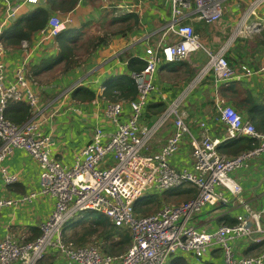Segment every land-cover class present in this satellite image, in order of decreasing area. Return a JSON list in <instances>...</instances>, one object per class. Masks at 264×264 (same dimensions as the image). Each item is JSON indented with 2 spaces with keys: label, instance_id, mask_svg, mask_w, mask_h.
<instances>
[{
  "label": "built area",
  "instance_id": "2783aa9c",
  "mask_svg": "<svg viewBox=\"0 0 264 264\" xmlns=\"http://www.w3.org/2000/svg\"><path fill=\"white\" fill-rule=\"evenodd\" d=\"M165 1L172 14L168 28L177 36V41L164 44L161 55H149L143 68L130 75L137 94L128 102L126 119H121L123 109L120 102L107 103L104 114L114 125V130L107 133L102 128H95L90 143L80 150L70 164L53 156V141L42 131L44 108L29 85L24 65L26 61L15 69L14 83H2L5 63L0 47V172L4 184L19 180L16 174L8 173L2 164L15 148L26 150L40 168L39 190L18 200L0 198V209L17 201L31 200L36 195H48L55 200L50 216L40 225L39 237L22 242L8 234L0 239V264H37L52 250L72 264H167L178 254H189L200 260L215 249L220 251L222 264H264V250L248 256L236 253V243L241 239H248L252 243L264 241L261 222L264 206L261 210H254L245 203L241 195L242 186L232 176L234 171L245 168L252 158L264 154V133L232 106L222 104L217 110L218 120L225 128V137L220 139L206 135L203 131L207 127L205 121L199 122L202 133L195 136L185 123L179 98L173 100L155 122L149 125L141 123L145 106L157 92L155 74L160 62L181 61L189 52L203 48L193 27L182 22L186 11L194 6L196 19L216 23L223 16L224 2L233 3L234 0ZM16 11L17 7H8L1 26L7 25ZM71 21L69 16H50L47 27L40 30L43 31L41 42L55 37ZM234 22V36L248 38L259 34L264 30V0H245ZM223 54V49L209 54L200 75L212 70L216 80H231L236 71ZM240 72L246 77L264 75V65L254 68L243 64ZM79 85L72 83L58 89L68 93ZM8 100L25 102L31 108V118L24 124L6 119L3 111ZM55 112L57 110L51 111V114ZM167 118L172 120V133L159 150L147 152L146 140ZM185 136L190 139L192 163L190 167L177 169L169 159L178 151ZM239 137L251 139L255 146L235 156H226L217 150L221 142ZM183 184L195 188L193 198L177 204H163L147 215L135 212V202L141 196L158 195ZM233 196L243 205V211L236 216L235 223H221L212 229H202L192 222L204 207L224 205ZM85 211L99 212L116 227L127 229L131 237L128 248L113 255L103 252L96 243L83 246L65 243L63 227Z\"/></svg>",
  "mask_w": 264,
  "mask_h": 264
},
{
  "label": "crops",
  "instance_id": "0c3cea01",
  "mask_svg": "<svg viewBox=\"0 0 264 264\" xmlns=\"http://www.w3.org/2000/svg\"><path fill=\"white\" fill-rule=\"evenodd\" d=\"M38 5L47 9L48 19L53 15L60 18L69 16L72 22L68 26L83 32L84 39L81 37L80 40L82 43H97L101 37L107 40L106 44L101 43L94 50L90 49L92 50L90 54L79 52L78 63L74 69L57 75L59 72L53 73L55 70L53 68L36 76V74L33 75L34 66L43 70L45 69L42 66L43 60L46 61L58 56L55 37L41 42L43 31H35L30 39H22L20 44L15 47L5 46L0 39L4 48L2 60L5 63L2 83L4 85L14 83L15 69L26 61L24 65L27 69L26 77L29 85L44 108V121L41 123L42 131L49 135L53 141V156L65 164H70L79 155L80 150L90 143L95 128H102L107 133L115 128L104 114V107L109 103L104 95L106 86L115 83L119 76L124 80L125 75L130 76L136 72L135 69L145 62L149 55H161L162 46L177 41V36L168 28L172 14L170 6L165 0H78L72 9L64 12L50 8L46 4V0H36L35 2L0 0L1 32L12 21ZM244 5L245 0L237 2L234 0L233 3L224 2L223 16L216 23H205L196 19L194 6L191 10L186 11L182 22L193 27L203 48L189 52L183 60L175 62L174 66L160 62L155 74L157 92L148 102L147 107L144 108L142 124L149 125L164 114L165 111L158 113L157 108H152L153 104L162 102L165 104L166 110L168 105L177 98L180 99V108L184 113L185 123L195 136H200L202 133L199 122L205 121L207 127L203 131L206 135L220 139L225 137V128L218 120L217 110L222 104L232 106L244 118L250 120L245 109L237 106L231 98H224L220 95L218 89L222 82L215 79L212 70L200 75L201 69L208 62L209 54H214L220 49H223L224 52L232 49L237 43V38L241 37L234 36L233 30L235 17ZM8 7H17V11L7 25L1 26ZM248 38V45H242L237 49L238 52L235 50L231 52V66L236 71L231 81L234 79L244 83L245 89L250 91L251 100L262 103V108H264V75L246 77L242 76L240 72L239 66L242 61L254 68L264 65V46L259 44L251 46L256 42L258 35ZM25 48H27V52ZM239 54H242L244 59L234 62ZM174 67H178V69L172 70ZM38 73L40 72L37 71ZM72 83H80V87H85L93 92V99L80 102L72 95L76 87L68 93L59 90ZM125 83L128 84L129 80L126 79ZM101 87L104 89L101 90ZM117 101L122 104L123 117L121 119L125 120L129 113V101ZM53 110H57V112L51 114ZM173 129L171 118L165 119L150 138L147 144L148 149L152 152L159 150ZM185 137L188 139L183 142L181 147L179 146L178 151L169 159L170 164L177 169L190 167L192 163L190 139L189 136ZM2 164L8 173L16 174L19 180L4 184L0 172V198L18 200L20 197L34 194L39 190L40 168L26 150L15 148L3 160ZM232 176L242 186L241 195L245 203L254 210H261L264 206V154L252 158L245 168L234 171ZM173 188L177 189L172 190ZM173 188L166 190L161 196L158 195V206L155 211L163 204H177L196 194L195 188L190 184ZM54 202L55 200L48 195H36L31 200L17 201L13 205L1 208L0 239L9 234L19 241H30L41 231L40 225L50 216ZM220 208H223L221 212L210 216L208 219L194 220V223L202 229H212L221 223L229 224L231 220L236 222V216L243 211L242 203H239L234 196ZM201 215H196L195 218ZM261 221L264 227V213H262ZM251 243L248 239L239 240L235 246L236 253L244 255L243 252ZM219 252L216 249L209 251L200 259L202 264H216L217 262L222 264ZM258 253L252 250L248 255ZM178 256H182L186 264H197L200 261L189 256V254H178ZM37 264L72 263L63 255L58 254L57 251L52 250Z\"/></svg>",
  "mask_w": 264,
  "mask_h": 264
},
{
  "label": "trees",
  "instance_id": "16d2710c",
  "mask_svg": "<svg viewBox=\"0 0 264 264\" xmlns=\"http://www.w3.org/2000/svg\"><path fill=\"white\" fill-rule=\"evenodd\" d=\"M239 1V0H237ZM78 0H46V4L52 9H59L60 11H68L72 9ZM48 19V11L44 6L38 5L35 8L28 11L23 16H19L15 21H12L10 25L1 32V41L5 46L15 47L18 46L22 39H30L31 35L35 31H40L46 27ZM258 35V38L254 45L264 46V30H262ZM260 35V36H259ZM84 39L83 32L78 29L66 27L63 31L55 36V42L58 48V56L55 58H50L48 60H43L42 66L45 68L39 70V67L34 66L33 75H41L53 68L54 72H59V74H64L70 69H74L75 65L78 63L79 52L84 54H90L98 45L106 44L107 40L104 37L99 38L97 43L84 42L80 40ZM254 37V36H253ZM249 38H237V43L234 44L232 49L224 52L223 56L227 63L231 66L230 55L233 50L236 52L238 48L242 45H248L247 40ZM81 42V43H80ZM92 49V50H90ZM244 59L242 54H239L234 60V62H239ZM142 62V61H141ZM145 62L141 63L136 71H140ZM168 66H174L175 62L167 63ZM245 64V61L241 62V65ZM240 65V66H241ZM239 66V67H240ZM233 68V67H232ZM258 68V67H257ZM178 67L172 68L176 70ZM31 70V69H30ZM37 71L40 72L37 74ZM42 72V73H41ZM32 75V76H33ZM112 79V78H109ZM128 79L129 83H125ZM107 83V82H106ZM218 92L224 98H231L237 106L245 109L249 119L253 122L255 128L258 131L264 133V108H262V103L253 102L250 97V91L245 89L244 83L238 80L222 82L219 86ZM137 94L136 85L133 82L131 76L125 75V79L119 78L115 80V83L107 85L104 90L105 98L108 102H120L117 100H123L127 102L132 100ZM72 95L77 98L80 102L90 101L94 97V93L87 90L85 87H76L73 90ZM124 98V99H122ZM152 105V104H151ZM147 107V106H146ZM165 104L160 102L153 104L152 108H157L158 113L165 111ZM4 117L11 120L14 123L21 124L29 120L32 116L29 106L22 101H12L8 100L3 112ZM255 146V142L247 137H239L236 139H228L221 142L217 146V150L226 156H235L244 152L246 150L252 149ZM194 197V196H193ZM191 197V198H193ZM185 201V200H184ZM151 206H156V202H153ZM151 206L143 207L138 209L135 206V212L143 215H147L146 209L151 208ZM95 211H85V213L92 214ZM153 212V211H152ZM150 212V213H152ZM148 213V214H150ZM90 219V218H89ZM231 223H234L229 221ZM262 222V221H261ZM41 231H39L40 234ZM37 234L31 240L39 236ZM64 242L72 246H83L87 243H96L100 246L103 252L107 254L117 255L124 252L130 244V233L127 229L119 228L113 225L107 217L101 214L100 217L85 220L80 219L75 223L66 224L63 227ZM96 236L101 240H94ZM252 250L260 252L264 250V241L259 243H251V245L244 251V255H248ZM246 252V253H245ZM168 264H186L182 256H174L172 260L170 259ZM212 264V263H206Z\"/></svg>",
  "mask_w": 264,
  "mask_h": 264
},
{
  "label": "rangeland",
  "instance_id": "374dc122",
  "mask_svg": "<svg viewBox=\"0 0 264 264\" xmlns=\"http://www.w3.org/2000/svg\"><path fill=\"white\" fill-rule=\"evenodd\" d=\"M237 1V0H236ZM241 2V1H240ZM72 22V21H71ZM70 22V23H71ZM70 23H68L67 24V26L70 24ZM66 26V27H67ZM155 133V132H154ZM153 133V134H154ZM152 134V135H153ZM152 135L146 140V142H145V147L147 148V152H152V151H150L149 149H148V146H147V144L149 143V140H150V138L152 137ZM186 139H188L187 137H183V140H182V142H181V144H180V147H181V145L183 144V142L186 140ZM143 150H144V148H143ZM238 170H240V169H238ZM238 170H236V171H238ZM235 171V172H236ZM177 188H173L172 190H176ZM165 192V191H164ZM146 195V194H145ZM158 195L159 196H161L162 195V193H158ZM158 195H150V196H144V198H141V199H139L138 200V202H137V204H136V207L138 208V209H140V208H143V207H147V206H151L152 205V203L153 202H156V206H154V207H152V208H149L148 207V209H146L145 210V212L148 214V213H150V212H152V211H155V208H157V206H158V200H159V196ZM182 202V201H181ZM211 209H213L212 207H209V206H207V207H204L203 209H202V211L198 214V215H201V216H199V217H194L193 218V220H192V222L194 223V220H197V219H208V218H210V216H212V215H214V214H217V213H219V212H221L222 210H223V208H220V206H218V207H216L213 211H210ZM207 211H209V212H207ZM101 216V214L99 213V212H92V214H87V213H85V212H82L81 214H79L78 216H75L73 219H71V220H69L68 222H67V224H70V223H75V222H77V221H79L80 219H85V220H91V219H95V218H98V217H100ZM90 218V219H89ZM194 224H196V223H194ZM94 240H100L97 236H96V238H93ZM100 242H101V240H100ZM87 244H89V243H87ZM219 256H221V254H220V252H219ZM221 258V257H220ZM203 262H202V260H200V261H198L197 262V264H202ZM216 264H219V262H217Z\"/></svg>",
  "mask_w": 264,
  "mask_h": 264
},
{
  "label": "bare ground",
  "instance_id": "6f19581e",
  "mask_svg": "<svg viewBox=\"0 0 264 264\" xmlns=\"http://www.w3.org/2000/svg\"><path fill=\"white\" fill-rule=\"evenodd\" d=\"M0 47H1V50L3 51L4 48H3L2 43H0ZM30 109H31V108H30ZM3 112H4V111H3ZM3 116H4V115H3ZM5 118H6V117H5ZM6 119H7V118H6ZM8 120H9V119H8ZM9 121H11V120H9ZM21 124H24V122L21 123ZM0 143H1V141H0ZM142 197H143V196H141V198H142ZM137 202H138V200L135 202V206H136ZM40 235H41V232H40L39 236H40ZM39 236H37V237H39ZM37 237H36V238H37ZM36 238H35V239H36ZM33 240H34V239H33ZM30 241H31V240H30ZM181 255H183V254H181Z\"/></svg>",
  "mask_w": 264,
  "mask_h": 264
}]
</instances>
